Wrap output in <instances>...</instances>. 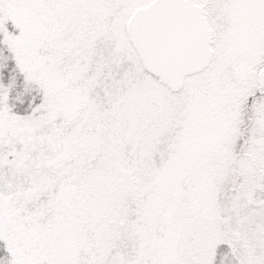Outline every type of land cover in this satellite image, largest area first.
Here are the masks:
<instances>
[{"label": "snow or ice", "instance_id": "1", "mask_svg": "<svg viewBox=\"0 0 264 264\" xmlns=\"http://www.w3.org/2000/svg\"><path fill=\"white\" fill-rule=\"evenodd\" d=\"M0 264H264V0H0Z\"/></svg>", "mask_w": 264, "mask_h": 264}]
</instances>
